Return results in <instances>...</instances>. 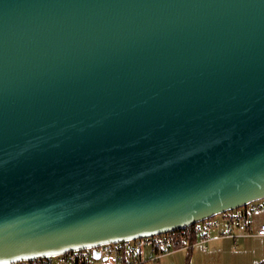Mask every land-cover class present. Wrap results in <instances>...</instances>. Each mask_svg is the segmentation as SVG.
Here are the masks:
<instances>
[{"label":"water","instance_id":"obj_1","mask_svg":"<svg viewBox=\"0 0 264 264\" xmlns=\"http://www.w3.org/2000/svg\"><path fill=\"white\" fill-rule=\"evenodd\" d=\"M261 198L264 0H0V264Z\"/></svg>","mask_w":264,"mask_h":264},{"label":"built area","instance_id":"obj_2","mask_svg":"<svg viewBox=\"0 0 264 264\" xmlns=\"http://www.w3.org/2000/svg\"><path fill=\"white\" fill-rule=\"evenodd\" d=\"M263 208L264 198H261L250 202L245 207L226 211L190 226L165 233L103 243L55 256L7 264H93V259L99 264H144L146 262L158 264L161 256L174 252L176 249H189L195 245H201L202 250L206 251L212 231H216L219 238L253 235L251 216L253 211ZM255 234L264 236V224L259 226ZM194 235L197 236V240L192 242ZM95 251L99 254L98 258L94 257Z\"/></svg>","mask_w":264,"mask_h":264},{"label":"crops","instance_id":"obj_3","mask_svg":"<svg viewBox=\"0 0 264 264\" xmlns=\"http://www.w3.org/2000/svg\"><path fill=\"white\" fill-rule=\"evenodd\" d=\"M251 222L253 235L219 238L217 232L212 231L206 251L201 245H195L188 257V249H176L161 256L158 264H259L264 259V236L255 233L264 224V208L253 211Z\"/></svg>","mask_w":264,"mask_h":264},{"label":"trees","instance_id":"obj_4","mask_svg":"<svg viewBox=\"0 0 264 264\" xmlns=\"http://www.w3.org/2000/svg\"><path fill=\"white\" fill-rule=\"evenodd\" d=\"M197 240V236L196 235H194V237L192 238V242H195ZM191 249H192V247H190L189 249H188V257H189V252L191 251ZM259 264H264V259L262 260V261H260L259 262Z\"/></svg>","mask_w":264,"mask_h":264},{"label":"rangeland","instance_id":"obj_5","mask_svg":"<svg viewBox=\"0 0 264 264\" xmlns=\"http://www.w3.org/2000/svg\"><path fill=\"white\" fill-rule=\"evenodd\" d=\"M93 261V264H99L97 260H92Z\"/></svg>","mask_w":264,"mask_h":264}]
</instances>
